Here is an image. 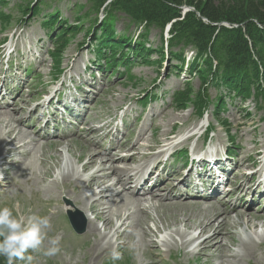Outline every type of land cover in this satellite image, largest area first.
<instances>
[{
	"label": "rangeland",
	"instance_id": "rangeland-1",
	"mask_svg": "<svg viewBox=\"0 0 264 264\" xmlns=\"http://www.w3.org/2000/svg\"><path fill=\"white\" fill-rule=\"evenodd\" d=\"M0 2H5L0 7V11L3 14L0 17L1 76L6 74L5 71L8 67L4 53L8 47H15L16 53L11 58L9 69H14L17 72L18 70L16 69L20 68L22 70L21 76H25L28 65L32 71L30 75L26 76L25 81L28 83L29 78L32 77V82L29 81L31 90H26L23 93V100L29 102L42 100V94H44L45 90L46 92H54L63 86L62 83L66 82V77L69 80L72 76L78 77L83 74V64L89 60L90 63L96 64V69L99 68L98 76L102 79V88L97 91L99 93L98 95L96 93L94 100L85 103L83 112L85 111L86 117L82 120H89L91 126H98L104 123L111 124L109 122L118 111L127 110L126 114L129 120L126 121V128L130 129L123 137H116L117 145L120 143L119 147L122 146V143H128L129 147H131L137 141L144 127L142 145H156L157 141L164 139L163 132L167 130H173L171 136H174V141L172 145H176L177 142L187 136V134L180 136L185 129L188 128L190 130L188 132L191 133L196 127H204L208 122L214 129L204 150L210 146V143L216 142L218 145L222 143H224L223 145H229L232 153L233 151L236 153V157H234L235 164L243 156L252 154L256 146L251 143L252 140L260 143V145L262 144L263 149L260 150L261 146L258 148L260 151L264 150V77L260 81V92L258 93L252 88L249 97L242 96V89L239 91L231 89L224 85L221 80H216L213 83L210 81L206 82V80H202L196 74L195 68L198 63H189L188 67L186 65V62L195 56L193 50L186 49L185 53L182 54L181 58L184 55L187 56L184 64L179 58L181 54L180 46L163 53L164 40L160 30L151 29L142 37L143 32H137L135 27L130 26L121 15L111 18L116 41L111 40L110 43H113V47L108 51L105 46L109 41V30L111 28L108 29L109 24L103 26L106 23V20L103 19L107 16L109 9L107 8L105 11L103 7L97 9L94 6V0H0ZM37 2L42 6L40 14L34 18L31 12L36 8ZM51 18H55L54 25L49 26L47 22ZM102 21H104L103 24ZM63 31L68 32L70 38L68 39L69 43L65 54L62 56V67L64 69L70 66V68L67 69L56 85L50 86L56 73L50 53L55 51L57 47L56 37ZM123 36L129 38V40L124 39ZM165 38L168 37L165 35ZM127 41L135 42V44H124ZM27 45L39 49L41 52V65L28 58L31 57L28 55V51H21V48ZM111 49L112 52L115 49L118 51L116 55L120 57L119 59L115 60L112 58ZM37 51L34 52L35 58L37 57ZM95 51L99 53V62H97L98 60L96 61ZM134 52L135 55L133 56ZM124 54H130V57L123 59ZM74 64L79 75L75 71L70 73V69ZM182 66L189 68L190 71L185 78H181L179 75V70ZM17 73L19 74V72ZM88 76L89 73L83 75V79H87ZM88 88L89 85L85 84V89ZM176 93L181 95L178 101L185 99L187 101V105L183 110L173 101L172 96ZM154 100H157V102H154ZM26 107L22 115L26 112ZM32 108L33 106L31 105L29 109ZM155 108L159 109V111L156 112ZM196 110L199 112L206 110L207 113L205 117L198 119ZM149 114L154 115L152 123L150 122L149 118L151 116ZM225 121H227L226 125L224 124ZM222 125L223 128H221ZM86 127L83 130L85 133L75 135V132L78 134L82 131V128H78L73 136L68 135L70 136L68 138L72 140L70 144L64 141L65 146L62 145L55 149L45 145L44 143L47 141H42L41 137L39 142L42 146L45 145L43 150L21 151L16 154L14 162L11 161L3 166H10L11 172L6 174L8 180L2 182L3 186L0 187V207L12 208L18 202L20 208L18 211L14 210L15 215L27 216L36 214L48 216L51 221L49 236L60 237L59 246L61 252L52 258L44 257L39 253L33 254V264H222L219 259H211L209 261L208 256L201 255V250L198 253L199 249H195L198 254L191 252L194 250H189V255L187 254L188 250L185 251L179 247L173 248L169 252L163 246L162 240L170 239L171 235L174 236L172 230L175 228L184 230V225L182 224L184 218L182 214L168 212L161 208L155 209L142 206V208H145L146 213L143 215L144 218L138 227L135 221L127 219L130 215L138 213L137 210L133 207L128 210L124 208L120 212L121 217L118 218V208L113 206L111 207L110 216L112 219L111 227H107L103 221L94 220L88 215L85 222L91 219L92 223L97 225V234L92 235L91 232L87 234L86 231L82 236L76 235L65 219L68 209L75 206V199L80 200L78 206H81L84 211H87L86 207L88 205L99 200L98 196L90 199L86 198V195L91 196L98 191L97 187L89 188L88 181L99 168L98 164L90 169L92 171L89 174L87 172L90 170H82L83 165L87 162V155L84 152L88 146L87 140L89 142L93 137L95 141H91H94L97 147L99 146L98 149L100 151H108V148L115 144V142H110L114 131H111L107 138H103L104 134L100 136L88 135L87 132L90 128ZM22 129H30V133H37L32 125L30 128L22 127ZM152 130L157 132L153 133ZM7 131L6 125L0 122V149L2 150L4 149L3 139L7 137ZM45 135H42L44 139H46ZM55 139H57V135L54 136V139L49 140ZM199 142L201 144V141ZM67 144L72 147L69 153L66 148ZM196 145H198V141L195 138L184 148L192 150ZM116 146L112 148H117ZM159 147L156 145L155 149H159ZM125 153L129 152H116L115 155L124 158L128 155ZM142 153H147V151L142 150ZM66 154H69L71 158L75 173L72 175V171L69 173L67 170V173L61 178L59 177V172L62 171V167L65 164L63 159L66 158ZM172 161H175L178 167L174 168L170 174L176 171H184V168L179 166L184 163L183 160L173 159ZM263 161L264 156L258 162V168ZM140 164L141 160L139 159L136 163L126 162L118 165L122 168H133ZM162 171L163 169L160 172ZM47 172L49 174L45 176ZM165 172L163 171L162 173ZM244 174H246V170ZM68 175H70L69 178H67ZM89 175L91 176L88 177ZM114 182L115 178L113 177L109 183L112 184ZM79 187L81 192H77ZM145 187L147 188V186ZM86 191L91 193L88 195ZM116 193V189L110 191V194ZM240 195L241 193L224 198V203H228V206L233 205ZM86 199L88 201L85 206L83 202ZM107 202L109 201L107 200ZM106 203L100 209H107L108 204ZM153 204L159 205L156 202H153ZM256 206L258 207L259 204L256 203ZM257 207L252 212L261 214L264 208L260 211V208ZM246 210L247 207L243 209V211ZM201 211L200 216L192 218L193 225L199 224L213 215V212L209 209L208 212L204 208ZM77 214L80 215L79 213ZM80 218H82L81 215ZM160 218L163 222H161ZM234 219L235 214H232L230 222L232 223ZM164 225L170 226L167 229L172 230H167L168 232L160 237L158 234L151 233L156 232L157 229H164ZM133 228H137L138 232H141V230L149 232L150 235L146 240H142L138 233L132 234ZM243 231H245V228H239V225L232 228L233 237L236 241L239 240L238 233L241 234ZM247 231L249 234L256 232L261 234L264 233V227L259 229L247 228ZM120 233H124L125 237L119 238L118 235ZM241 235L244 237L245 234ZM103 237L105 238L102 239ZM99 240L101 241L99 242ZM97 243L99 244L100 252L95 255L93 251ZM149 243L158 246L159 257L146 254ZM237 243L239 245V241ZM171 245L176 246V240H172ZM230 248L233 252L239 251L237 246L233 247L230 245ZM105 249L109 251L105 253ZM113 252L119 253L120 259L114 260L112 258ZM250 264H264V251L262 253L259 249L256 253V258L251 259Z\"/></svg>",
	"mask_w": 264,
	"mask_h": 264
},
{
	"label": "bare ground",
	"instance_id": "bare-ground-1",
	"mask_svg": "<svg viewBox=\"0 0 264 264\" xmlns=\"http://www.w3.org/2000/svg\"><path fill=\"white\" fill-rule=\"evenodd\" d=\"M184 14L190 12L188 8H184ZM229 25V24H226ZM77 72V71H75ZM74 73V71H73ZM78 73V72H77ZM79 75V73H78ZM76 76H72L74 78ZM80 77V76H78ZM71 78V79H72ZM88 85V84H87ZM4 97H0V102L4 101ZM29 101L23 100L21 95L15 99L14 104L10 105L7 104L5 106L0 105V122H3L4 125H6L7 131V137L6 139H3V146L4 149H0V169L3 168L5 164L10 163L11 161H15V156L17 153L27 152L29 150H35L39 149L40 151L44 149L45 145L48 147H51L53 149L58 148L62 145L65 146V142L70 144V140L67 136H59L58 134H54V136L57 135V139L55 140H47L45 145H41L39 142V138L44 137L42 136V133L35 132L30 133V129H22L23 128H30L31 125H27V119L26 117L22 116V113L25 111V106L29 105ZM23 104V105H21ZM58 107L66 112L67 114L71 115V113L63 106L58 105ZM91 108V107H90ZM89 108V109H90ZM35 112V110H33ZM85 112V111H84ZM89 120H82L80 122L79 129L82 128V131L86 128H90V130L87 132L88 135L95 134L97 132H108L112 127L113 124L103 125L99 129H93L89 125ZM146 126V125H145ZM197 128V127H196ZM143 131L140 132L137 141L129 147L128 143H122V146L117 148H110L108 151H100L94 141L87 140V148L84 151L87 155V162L83 165L82 170L89 171L91 168L95 167L99 164V168L97 172L91 177V179L88 181V187L94 188L97 187L98 191L94 192L91 196H87L86 198H94L95 196L99 197V200H96L95 202L88 205L87 211H84L81 206H78V203H80L79 199H75L74 203L75 206L72 208H69L72 212L76 211L73 214L74 220H76V224H80V228L84 227L86 228L87 234L91 232L92 235L97 234V225L92 223L93 221L89 220L87 221V226L84 224L83 219L80 218V215H78V211L83 213V216L85 218L90 215V218H93L97 221H103L104 225L107 227H111L112 225V219H111V207L115 206L118 208L117 217H121V210L122 209H129L130 207H133L135 210H137L138 213H135L134 215H130L127 219H131L136 222L137 226L139 227L141 224L142 219L144 218V214L146 213L145 208H142V206L145 207H152L155 209H163L168 212H175L176 214H182L184 220L182 224L184 225V230L175 228H170V226H165L164 229H157L155 232V235H162L163 233H167V230H172V233L174 236L171 235L170 239H163V246L166 247L169 252L172 251L173 248L179 247L182 250L187 251L188 255L190 254L189 250L194 254H198L201 250L202 256H208L209 261L211 259H219L221 260L222 264H241V263H247L250 264L251 259L256 258V253L260 249V251L263 253L264 251V233L259 234L258 232L249 234L247 231V228H254L259 229L264 227V210L261 214H256L253 211V204L249 203L247 201L248 199L254 198L255 193H259V196L256 199V203L263 204L264 202V195L261 194L262 191V183H254L255 176H262L263 169H264V161L262 165L260 166V169L255 172L252 176H246L244 174L245 170H249L250 168H255L258 165V162H260V159L264 156L263 151H260L263 149V145L260 143H256L255 140H252L251 143L255 146V149L253 150L251 155L243 156L237 164L233 165L231 167L232 172L229 176H227L222 182L218 181V184L225 186V184H228L225 189L218 188L215 193L216 195H220L219 201H217V196H213L211 198L207 199H200V200H187L183 199L181 197H173L171 194L176 192L178 190V186H176L175 182L178 181V184L181 182H184L186 178H182V175L184 171H176L172 174H169L167 177H164L162 179L161 183L154 182V176L158 173V168L161 165L162 158L166 157L168 153L170 152V147H172V142L174 141V136L172 135L173 130H167L163 132L164 139L157 141L156 145L157 147L161 146V144H166L163 146V149L160 153H155L149 156H145L144 153H142V150L146 151H153L155 150L156 145H142L141 141L144 137L143 132L145 131V127L142 129ZM186 130V129H185ZM77 132H75L76 134ZM128 133V132H127ZM74 135V134H73ZM72 135V136H73ZM46 137H49L48 135H45ZM128 136V135H127ZM194 135H190V138H193ZM1 138V137H0ZM152 140V139H151ZM28 141V142H26ZM186 142V140H185ZM184 142V143H185ZM64 143V144H62ZM72 143V142H71ZM183 143V144H184ZM67 144V150L68 153L71 152V145ZM30 146V147H29ZM218 144L214 146L217 150H212L210 152L203 153L202 156H199V153L197 151H193V157H200V158H216L217 152L221 153L222 150L224 152V149H220ZM259 146H261L259 150ZM233 148V147H232ZM231 149V148H230ZM119 152H133L129 157L123 158V157H117L115 153ZM113 153V154H112ZM233 156L236 157V153L233 151ZM141 160L140 165H136L133 168L128 167H119L118 164L126 163V162H132L136 163L138 160ZM65 160V164L62 167V171L59 172V177L63 178V176L67 173V170L69 173L72 171V175L75 173L74 165L72 164L71 158L69 154H66V158L63 159V163ZM145 160V161H144ZM152 160H155V166L151 169L149 176L145 177L143 175V170L147 167L148 163ZM144 161V163H142ZM16 163V162H15ZM163 163V162H162ZM2 164V166H1ZM219 167H217L213 159L211 160L209 164V171H214V174L217 175L219 178L224 176L226 173L222 174L220 170H224L226 163H217ZM233 169V167H235ZM6 167V166H5ZM22 167V165H20ZM19 167V168H20ZM11 171V170H10ZM163 171L165 170V167L163 168ZM162 171V172H163ZM4 172V171H3ZM160 172L157 177H161L163 173ZM45 173V172H44ZM230 173V171H229ZM7 174V172H6ZM47 174V175H46ZM45 174V176H48V172ZM7 178V176H5ZM70 175L67 176L69 178ZM115 178L114 183H109L111 178ZM150 180L152 186L146 191L145 186H148L147 183ZM137 184L136 189L132 191L133 184ZM119 188V190H118ZM227 188V189H226ZM114 189L117 190L116 194H110V191H114ZM208 189V188H207ZM144 190L145 195L139 196L140 191ZM210 192V189H208ZM77 192H81L80 187L77 189ZM241 192V197L238 198L237 202L233 206L232 204L228 206L224 202V198H227L229 196H235L237 193ZM109 201L106 203V201ZM88 200L86 199L83 202V205L86 206V202ZM194 201V202H191ZM153 202L158 203L159 205L153 204ZM96 203V204H95ZM104 203L108 204L107 209H100L101 206L105 205ZM77 206V207H76ZM247 207L246 211H243ZM204 208V210L208 209L213 212V215L206 219L201 221L199 224H192V218L194 216H200L201 210ZM67 210V209H66ZM80 212V213H81ZM79 213V214H80ZM81 213V214H82ZM235 214V219L231 223V215ZM87 216V217H86ZM161 222L163 220L160 218ZM239 225V228H245V231H243L241 234H245L244 237L240 233H238L239 236V245L237 241L233 237L232 228ZM138 233L139 236H141L142 240H146L147 237H149L150 233L141 230V232L137 231V228L132 229V234ZM119 238H124V233H120L118 235ZM136 237H138L136 235ZM103 237L102 239H104ZM172 240H176V246L171 245ZM101 240H99L100 242ZM98 242V243H99ZM96 244L95 250L93 253L97 255L100 252L99 244ZM197 243V244H195ZM230 245L233 247H238V252H233L230 248ZM126 246V245H125ZM124 246V247H125ZM123 249V248H122ZM127 249V248H126ZM195 249H199L198 253L195 252ZM109 250L105 249L104 252L107 253ZM146 254L149 256H155L159 257L160 254L158 252V246L154 245L153 243L148 244V248L146 250ZM186 254V253H185Z\"/></svg>",
	"mask_w": 264,
	"mask_h": 264
},
{
	"label": "trees",
	"instance_id": "trees-1",
	"mask_svg": "<svg viewBox=\"0 0 264 264\" xmlns=\"http://www.w3.org/2000/svg\"><path fill=\"white\" fill-rule=\"evenodd\" d=\"M106 1L94 0V5L100 7ZM39 7L34 15L38 14ZM181 7L194 8L196 13L182 11L181 14ZM111 11L123 13L130 24L146 32L153 28L163 31L175 21L169 48L181 46L182 51L192 48L199 59L204 58L206 68L197 67L200 77L221 80L236 91L242 89L243 97H249L252 88L260 92L264 77V30H259L254 22L264 25V0H117L111 5ZM205 19L208 24L203 22ZM54 20L51 18L48 24ZM221 23L239 28L228 30L214 26ZM111 27L109 24L108 29ZM68 37L70 34L63 31L57 37V46L66 48ZM210 61L216 62L214 69ZM186 105V99L178 101L182 109ZM0 264H5L2 257Z\"/></svg>",
	"mask_w": 264,
	"mask_h": 264
},
{
	"label": "clouds",
	"instance_id": "clouds-1",
	"mask_svg": "<svg viewBox=\"0 0 264 264\" xmlns=\"http://www.w3.org/2000/svg\"><path fill=\"white\" fill-rule=\"evenodd\" d=\"M20 208L17 202L12 208L0 207V257L5 264H33L34 255L52 258L61 252L60 237H50L51 221L48 216L15 215ZM114 260L120 254L112 253Z\"/></svg>",
	"mask_w": 264,
	"mask_h": 264
}]
</instances>
